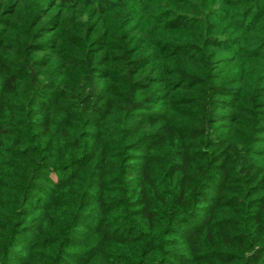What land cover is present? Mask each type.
I'll return each instance as SVG.
<instances>
[{
	"label": "trees",
	"instance_id": "1",
	"mask_svg": "<svg viewBox=\"0 0 264 264\" xmlns=\"http://www.w3.org/2000/svg\"><path fill=\"white\" fill-rule=\"evenodd\" d=\"M0 264H264V0H0Z\"/></svg>",
	"mask_w": 264,
	"mask_h": 264
}]
</instances>
